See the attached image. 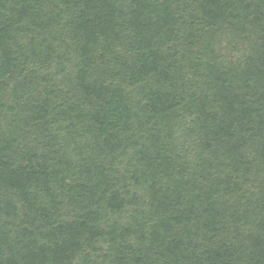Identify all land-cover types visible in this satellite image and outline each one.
<instances>
[{
  "label": "trees",
  "instance_id": "obj_1",
  "mask_svg": "<svg viewBox=\"0 0 264 264\" xmlns=\"http://www.w3.org/2000/svg\"><path fill=\"white\" fill-rule=\"evenodd\" d=\"M0 264H264V0H0Z\"/></svg>",
  "mask_w": 264,
  "mask_h": 264
}]
</instances>
